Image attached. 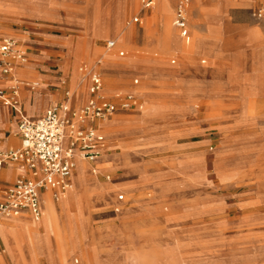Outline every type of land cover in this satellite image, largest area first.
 I'll return each mask as SVG.
<instances>
[{"label":"rangeland","instance_id":"obj_1","mask_svg":"<svg viewBox=\"0 0 264 264\" xmlns=\"http://www.w3.org/2000/svg\"><path fill=\"white\" fill-rule=\"evenodd\" d=\"M156 1L145 17L142 0H0L4 36L20 40L11 28L25 21L65 26L63 52L50 63L69 104L84 95L73 108L88 96L79 67L97 62L105 95L136 94L143 103L106 123L110 151L84 161L96 174L88 173L90 190L78 200L77 247L66 232L52 245L43 215L22 223L0 215L14 264H28L27 256L53 264L63 255L65 264H264V19L251 10L264 0H190L188 44L169 26L174 0L168 29L163 13L171 9L160 0L158 14ZM117 26L120 38L112 35ZM106 39L116 48L107 50ZM15 78L20 89L38 83ZM152 101L159 104L150 110ZM146 110L153 121L129 122ZM116 119L129 121L112 126ZM72 183L66 193L78 195ZM76 207L57 218L71 231Z\"/></svg>","mask_w":264,"mask_h":264},{"label":"built area","instance_id":"obj_2","mask_svg":"<svg viewBox=\"0 0 264 264\" xmlns=\"http://www.w3.org/2000/svg\"><path fill=\"white\" fill-rule=\"evenodd\" d=\"M155 0H142L144 8L153 6ZM190 0H177L173 24L185 34ZM252 15L264 19V2L252 10ZM138 22V18L133 19ZM107 50L115 48L114 40L104 44ZM119 56L123 52H118ZM28 58L19 42L4 36L0 23V78H10L14 84L0 86V103L19 114L18 134L20 144L17 148L0 151V169L8 163L18 165L28 173V177L19 176L3 193L0 200V215L16 217L29 213L34 220L41 214V195L48 192L58 199L70 185V176L76 167V159L87 162L97 160L105 146V139L99 130V123L109 119L118 111L142 109V104L133 94H116L115 100L102 97V76L97 62L89 69L85 64L79 67L89 77V98L79 108L69 104L68 92L64 99L50 105L43 115L28 118L21 114L19 89L23 81L15 78L14 71L19 65L26 64ZM2 248L0 246V254Z\"/></svg>","mask_w":264,"mask_h":264},{"label":"crops","instance_id":"obj_3","mask_svg":"<svg viewBox=\"0 0 264 264\" xmlns=\"http://www.w3.org/2000/svg\"><path fill=\"white\" fill-rule=\"evenodd\" d=\"M159 1L160 0L156 1V8H155L156 12H157V6H158ZM261 2H264V1H260L259 3H261ZM176 3H177V0H174L172 21L169 22V26L171 29H175V31L178 33V36L184 41L185 44H188L190 41V34H189V29H188V18H187V23H186V28H185V34H182L181 30L176 28L173 24ZM117 4H118V2H117ZM166 4L171 9V3L169 0H166ZM257 5L254 6L253 8H251V10H254L257 7ZM189 6H190V4H189ZM151 8L152 7L144 8L142 5V9L145 10V15H144L145 17L147 16V12L149 10H151ZM188 10H189V7H188ZM171 14H172V9H171V13L167 16V18L170 17ZM134 18H138L139 19L138 23H141V18L138 16L133 17L131 19V22H135L133 20ZM120 22H121V18L119 21V25H120ZM217 22H219V20ZM0 23H1V30H2L3 22L0 20ZM171 23L174 27L171 26ZM64 28H65V26L60 25V24L59 25H44V24H36V23L30 22V21H25L24 26H22V28H11L13 31L12 32L13 35L21 37L20 40H17V41L19 42L21 48H22V46H25V48L24 49L22 48V50L25 52V54L28 58V62H27L28 66H26L27 63L17 66L15 68L14 75L21 74L24 77L34 78V79L38 80V83H35L31 87L29 86L28 83H26L25 86H23L21 89H19L18 107H19L21 114H23L24 116H26L28 118H37V117L43 115L45 110L50 105H53L57 102H60L65 97L62 94V90L60 89V86H59L61 83V80H62V76L57 74L56 70L53 69V66L50 63V61H51L50 57L52 56V53L59 52V51L63 52V41L61 40L63 38V36L59 34V31H62ZM119 29H120V26H117L115 28V30L112 34L113 37L120 38V36L117 34V31ZM185 36H187V37H185ZM196 39H200V38L198 36H196ZM107 40H114V39H106V40H104V44H105V41H107ZM200 40H202V39H200ZM160 41L163 42L162 37H161ZM115 48H116V46H115ZM119 51L123 52V55H121V56H124L123 50L116 51L117 55L119 56V54H118ZM171 62L173 63L174 60H172ZM203 62H204V60H203ZM22 70H25L26 72L24 73V72H22ZM99 71L101 72L100 69H99ZM101 74H102V72H101ZM4 80H10V78H0V86L7 87L6 86L7 83ZM133 81H134V84H136L138 80L134 79ZM89 85H90V82H89L88 87H87L88 96H87L85 103L87 102V100L89 98V92H88ZM100 93H101L102 97L107 99V100H112V101L115 100L114 96H107L104 94L103 80H102V88H101ZM125 94H129V93H125ZM133 95L137 98V101L140 104H142V108H143V103H142L141 99L138 96H136V94H133ZM83 97H84V95H76V98L72 99V103H70V106L71 107H72V105L76 106L79 103H81L83 101ZM148 104L149 105L147 106V108H150V110H151V108L157 106L159 103L152 101V102H149ZM141 110L142 109H140V110L133 109L130 111H118V112L114 113L109 119L99 123V130L103 134L104 139H105V146H104L102 154L99 158L106 155L107 152L110 151V149L108 148V142H107V138L105 135L107 129L109 128L108 124H106V123L114 120L117 117V115L121 114L122 112H134V111L139 112ZM148 112H149V110L144 111L139 117H137L136 119H132V121H129L128 119H124V120H121L117 123L120 124V123H123L125 121L128 123V121H129L134 125L143 126L145 123L151 122L155 118V117L153 118L149 114H147ZM18 119H19L18 113L14 112L10 107L4 106L0 103V151L14 149V148H17L19 146L20 137L18 134ZM114 125H116V124H113L112 126H114ZM16 129H17V132H16ZM132 129H134V128H132ZM136 130H138V129H136ZM78 161L84 162V160H80L79 158L76 159V169H77V162ZM89 170L92 174H96V170L93 166L89 167ZM74 174H76V170H74V173L72 175H74ZM19 176L28 177L29 175H28V173L24 172L23 170H20L19 166L16 164L8 163V164H5L0 169V200L3 198V193H4V190L6 189V187H8L11 183H13L14 180ZM69 181L71 184V177H70ZM103 192H104V190H98L96 192V194L103 193ZM64 194H62V195H64ZM47 198L50 201L54 202L55 204H57V202L59 200V198L53 199L48 192L42 193L40 218H42L43 211L45 208V202L44 201H46ZM121 200H123V195L118 196V201H121ZM76 206H77L75 208L76 210L72 213L73 214V220H74L72 231L70 230L69 226L67 225V222L64 221V223H61L60 219H56L54 222L55 226L57 228V234L52 233L51 230L48 228V231L49 230L50 231L48 232L47 236H49L48 239H50V241L52 242V245H54L58 240L61 239L63 232H66L70 238V241H71L73 248L78 246V242L80 240L77 239V237L75 236V234H76L75 231L77 228V224H76L75 220L77 217H79L81 215L83 205L79 201L76 204ZM116 210H117V208H116ZM20 215H23L25 217L29 216L32 218V216L27 212L22 213ZM2 222H6V220L1 221L0 223H2ZM44 239L46 240V238H44ZM45 240H44V242H45ZM0 246L2 248V253L0 254V261L1 260L4 261V259L7 258L8 256L10 257V255L6 252V246L4 244L1 233H0ZM10 259H11L12 264H14V261L12 260L11 257H10ZM32 259L33 258H30L29 256H27L28 264H32ZM65 261H66L65 255H63V256H61V258H58V259H57V257L55 258V256H53L51 258L50 262L53 264H57V263L58 264H65ZM48 264H49V262H48Z\"/></svg>","mask_w":264,"mask_h":264},{"label":"bare ground","instance_id":"obj_4","mask_svg":"<svg viewBox=\"0 0 264 264\" xmlns=\"http://www.w3.org/2000/svg\"><path fill=\"white\" fill-rule=\"evenodd\" d=\"M163 6L162 3H160V7ZM164 15V24L166 26V29H168L167 27V14L166 12L163 13ZM171 26L174 27L171 23ZM168 32H170L168 30ZM175 36V35H173ZM187 37V36H185ZM183 38V37H182ZM124 120V119H116L114 124ZM119 124V123H117ZM106 126V125H105ZM81 160V159H80ZM105 164V163H104ZM108 165V164H107ZM76 170V174L72 175L71 174V184L69 185V188L67 191H71L73 189V183H72V179L74 180V183L76 185V187L78 188V195L75 194H71V193H65L64 195H62V199L60 201V203L58 205L52 203L49 199H46L45 202V208L43 211V221L44 224L46 225V228L52 230V232H55V220L61 215V214H65V215H69L72 208L74 206H76V204L78 203L79 198H82V200L84 201L85 195H87L86 193H88L87 191H89L90 189L86 186L87 184V176L88 173L91 174L90 170H89V166L87 164H85L83 161H78L77 162V169L75 167ZM75 190V189H74ZM96 189L93 188V191H95ZM98 191V190H96ZM87 201V200H86ZM28 221V222H32L31 220H26L24 218V216H18L14 218V221L17 223H22V221ZM2 225V223H0V226ZM32 238L36 239V240H40L41 236L40 234H38L37 232H33L32 234Z\"/></svg>","mask_w":264,"mask_h":264}]
</instances>
